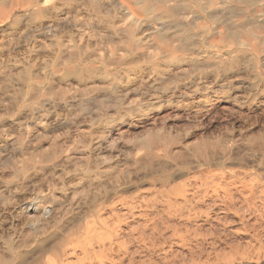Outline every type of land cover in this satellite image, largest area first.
Masks as SVG:
<instances>
[{
	"label": "bare ground",
	"instance_id": "obj_1",
	"mask_svg": "<svg viewBox=\"0 0 264 264\" xmlns=\"http://www.w3.org/2000/svg\"><path fill=\"white\" fill-rule=\"evenodd\" d=\"M152 1L153 4H150L149 0H4L0 2V81H3L4 89L6 84L10 87L8 95L6 93L9 99L0 100V110L3 112L0 115H10L12 117L10 122L17 131L13 140L1 141L0 138V169L9 168L14 173L13 179L16 183L26 182L31 188L28 198L19 205V212L26 221L25 228L20 230L17 238H9L4 250H0V264H110L109 253L112 250L114 233L110 216L117 211L118 204L128 206L129 202L122 198V195L136 179L145 178L149 172H156L155 170L164 174L165 177L161 178L168 180L171 178L174 171L168 164L172 161L171 156L177 157L175 154L172 155L174 150L168 146L171 143L176 144L178 140L181 141L179 135L182 130L179 133L174 121L172 125L165 122L157 123L158 125L150 127L143 134L138 146L125 147L117 142L114 132L109 128H104L94 141V132L92 133L91 129L96 119L111 117L112 111L123 104L118 97L122 93L123 97L129 98L146 89L148 93L152 92L155 95L159 88L150 84L152 75L148 74H152L150 72L155 74V71L159 68L163 69L167 64L183 62L191 55L193 59L201 57L202 64H213L216 61L220 63L223 62L222 57L218 56L216 59L211 55L210 50L221 52L227 47L233 48L232 54L236 53V50L245 52L244 54H247L246 51L255 53L263 51L261 49L264 47V19L260 17L263 20H256L255 16L251 18L252 12L249 14L250 18L247 16L250 21L248 18L247 20L257 23L248 27V21L245 23L242 18L240 20L224 18L230 6H226V2L223 3L225 0ZM257 3L256 7L251 9L257 11L256 13L264 8V2L259 5ZM79 11H85L87 17H76V12ZM74 12L75 17H73ZM262 13L261 16L264 15ZM256 16L258 19L259 16ZM35 18L40 21L34 31L27 27L22 32L13 30L15 32L13 35L12 32L8 33L3 29L10 22L30 27V23L36 22ZM190 27L201 30H199L201 33L197 31L200 33L197 38H193L196 33L188 38L180 34L181 31L188 34L185 32ZM36 30L40 34L38 40L36 38L24 49L22 48L23 50H18L16 47L20 45V40L30 38L32 32ZM7 44H11V47L8 48ZM15 48L20 52L16 53ZM9 50H11L10 54L13 53L12 58H9ZM224 55L222 56L227 58L229 56L225 53ZM231 60H236V57ZM236 62L238 64L239 59ZM228 63L230 64V61L228 62L227 59L226 64ZM180 64L176 65L177 68ZM261 65L264 66L263 63ZM255 68L257 69V66ZM112 69L119 71L122 69L127 77L126 80L131 74L139 73L141 76L139 77L143 79L142 85L138 86L141 88L136 86L138 88L136 89L126 84L115 86L114 82L105 81L109 76L108 71ZM256 72L258 76H264V67L260 66ZM197 74L200 73L197 71ZM121 77L124 78L122 75ZM213 77H208L207 79L210 80L205 82V89L208 90L205 93L207 96L205 103H209V106L206 105L207 110L204 108L206 119L215 113L214 101L226 96L235 87L233 82H217ZM129 80L127 82H132ZM195 81L198 82L197 79ZM110 93L116 95L115 100H108L106 95ZM156 98L158 102L170 100L169 95L163 94H158ZM90 100H97L100 106L97 105L99 107L90 113L89 118L86 119L89 110L85 113V118H82L84 116H80L78 111L86 108L84 101L87 103ZM149 105L153 107V104ZM73 106H77L73 110L75 115L71 117L67 114L63 115L65 110H70ZM138 108L141 110L140 107ZM200 114V110L195 109V115L192 117L194 123L195 120L203 118ZM232 118L227 121L234 126L237 125L239 120ZM107 121L109 126L112 122L109 119ZM180 124L182 123L179 122ZM186 125L188 123L180 126ZM184 129L186 130V127ZM224 132H220L222 134L217 135L216 138H211L214 140L206 139L207 141L205 140L200 148H196V153L198 151L196 155L200 153L199 159L202 160L203 165L215 163L214 166L223 167L225 160L251 163L249 150L253 149L249 142L243 143L242 136L236 137V132L231 134ZM260 134L256 140L264 144V132L263 135ZM248 138L245 139L246 142ZM253 139L250 137L249 141L254 142ZM9 148L11 150L7 152ZM213 148L219 149L221 153L216 155L212 151ZM183 150L185 149L178 150L176 147L175 152L181 153ZM193 154L195 155V151ZM190 159L192 163L193 158ZM199 159L195 160V164L193 161L192 166L201 165ZM186 160L180 162L181 164L177 160L180 171L177 167L175 174L178 177L182 178L185 169L191 167L190 162L188 164ZM202 171L206 170L202 169ZM213 174L211 172V178ZM224 182H219V188L223 195H226L225 198L231 201L243 198L247 206L251 205L248 202L250 200L247 201L245 197L247 193L242 190L243 188H237L235 185L230 187L229 183ZM7 183L10 185L13 181ZM211 183L214 184L213 181ZM195 184L198 187V183ZM183 190L185 191L184 188ZM6 191L12 190L7 186L2 189L0 187V207H9L11 202L18 200L11 195L13 192L10 194L12 197H9ZM121 211L124 212L123 209ZM124 213L125 216L129 214ZM12 216L0 214V237L7 230V224Z\"/></svg>",
	"mask_w": 264,
	"mask_h": 264
},
{
	"label": "rangeland",
	"instance_id": "obj_2",
	"mask_svg": "<svg viewBox=\"0 0 264 264\" xmlns=\"http://www.w3.org/2000/svg\"><path fill=\"white\" fill-rule=\"evenodd\" d=\"M3 1L1 0L0 2ZM149 2H151L150 4L154 3V1L152 0H149ZM255 2H258L257 5H259L260 3L264 2V0L223 1L226 6L230 5L227 8L228 12L225 14L224 18L230 20H235L237 18L240 20V18H242L241 20L244 19L243 21L245 23L246 21H248L247 18H250L251 15V18L255 16L256 20L261 19L260 17L264 19V15H260L262 12V14H264V8L262 9L263 11H259L260 13H256L257 11L255 10V12L253 10L251 11V9H254L256 7ZM153 7L154 6L151 5L152 9H154ZM249 9L250 12H248ZM245 11H247V13ZM80 12L81 11H79V13L76 12L77 14L74 12V16L72 14L71 16L75 17L77 15L76 17H87L85 11H82L83 13ZM253 13H255V15H253ZM256 15H260L258 19L256 18ZM245 16L246 18H244ZM34 21L36 22L30 23V27H23L21 24L19 25V23L17 25L13 22H10L11 24L7 23V27L4 26L3 29L8 33L12 32L13 35H15V30L22 32L27 29V27L33 29L34 31L37 28V24H39L40 20L35 18ZM249 21L247 25H249L248 27H251L250 25H252L254 21ZM203 24H206V22H203ZM190 28H188L187 32H185L188 34H184V31H181L180 34H183V37L185 36V38H188V36L193 37L196 33L197 35H195V37L193 38H197L200 35L201 30L199 29V31L193 27ZM190 30L191 32H189ZM197 31L200 33H197ZM32 33L33 34L30 35V38H22L20 40L21 42L19 41L20 45L16 47L18 50H23L26 46L29 45L30 42L35 41L36 38V40H38V37L40 36L38 30ZM25 41H27V43ZM10 45L11 44H7L8 48L11 47ZM8 48L6 47V49ZM18 50H16V53ZM232 50L233 48L228 49V47L226 50L222 49L221 52H218L215 49L210 50L213 57H222L223 62L220 63L219 61H216V63L213 62V64L203 63L205 65L203 66V64L201 63V57H199L201 60L199 58L196 59V57L194 58V60L193 55H191L192 58L190 59L191 56L188 57V61L187 59L183 61L185 62L184 64L183 62L179 61L181 64L178 62H176V64L171 63L172 65L167 64L163 69L159 68V70L155 71V74L154 72H150L152 73L148 74L152 75L150 84L152 83L154 84V86L159 88L156 94L169 95L170 100L158 102L156 101L157 95L152 94V92L148 93L146 89H142L141 92L134 94L129 98L123 97L122 93L120 94V96H118L120 97L119 99L123 101V104L119 106L120 108H116L114 111H112L113 113L111 112V117L105 116L101 117L102 119H96L97 121H95V123L92 125L91 132H94V141L96 139V136L98 137V135L101 134L104 128H109L110 131L114 132L117 138V142H120L121 145H124L125 147L138 146L139 142L143 138V134L148 131L150 127L158 125L159 123L165 122V124L169 123L168 125H172L174 121V125L176 124L175 126L179 128V133L182 130V132L180 133L181 135H179V139L181 141L178 140L179 143H171L168 146L171 148V150H174L172 155L175 154V156L177 157L175 158L173 156V158L171 156V163H166L168 164L170 169L172 168L171 170L174 171L171 178H169V180L171 181L166 178L163 179L165 177L164 174L158 170H155L156 172H149L150 174L148 173L145 178L143 177L136 179L134 182H132L131 185L129 184L130 187L125 189V192L122 195V198H125V200L129 202L128 206L118 204L117 206L122 205L124 207L116 206V209L117 211H119V213H116V211L110 216L112 218H110V221L112 223V226H114V233L112 238L114 247L112 246V250L109 253V257H112L109 258V261L111 262L110 264H264V144H260L256 140L259 134L261 132H264V76H258V72H256L260 66L264 67L263 65H261L262 63L264 64V47L261 49L263 51L259 52L260 54L252 51H246L247 54H244L245 52L242 53V51L239 50H236V53L232 54ZM9 51H7L9 52V54H7L9 55V58H12L13 53L10 54L11 50ZM20 51H18V53ZM217 52L219 55H217ZM226 52H228V54ZM224 53L226 54V56L229 55L228 58L224 57ZM230 53L233 57H231ZM240 55L243 58L240 57ZM234 57H236V60H234ZM224 58H227L228 62L230 61V64H226L227 59ZM231 59H233L234 61H232ZM238 59L239 62L238 64H236V61H238ZM178 64H180V67L177 68L176 65ZM188 64L191 66H189ZM255 65L257 66V69L255 68ZM202 66L204 67V70ZM200 69L202 70L200 71ZM120 71L115 69L109 70V76H107L108 79H106L105 81L114 82L115 86H124L126 84L130 85V87L133 86L136 89L141 88L138 86L142 85L143 79L140 78L141 76L139 73H136L135 75L131 74L130 76H128L127 80L130 79L132 82H127V77L124 74L125 72H123L122 69H120ZM197 71L200 73L199 75L197 74ZM254 72L256 73L257 77L255 76ZM85 75L87 76V74ZM118 75L119 77H117ZM121 75L124 77L123 79L122 77L120 78ZM212 76H214L213 78L217 82H233L235 87L234 89H231L229 91V94L223 96L219 100L214 101V104H216L214 113L215 115L213 114V116H210L208 117V119H206V105L209 106V103H205V99L207 97L205 93L208 92V90L205 89V82L206 80H210L207 79L208 77ZM195 79H197L199 83L201 82V86L198 82L196 83ZM2 84H4L3 81L0 84V100H8L9 97L7 95L10 87H8V85L6 84L4 89V85ZM1 86L3 87V89ZM107 95L106 97H108L109 101L115 100L114 98L116 95L114 93H110ZM106 99L105 101H108ZM96 101L90 100L89 102H87L88 104L86 103V101H84L85 103L83 102L84 107H86L87 109L84 108L85 110L83 109L78 111L80 113V116H84L82 118H85V113H87L88 110L89 115L86 114V119L91 116L90 113L97 110L96 107H99L100 103ZM150 103L153 104V107L150 105L148 106V104ZM74 107L75 106H73L70 110H65L64 113L62 112L63 115L67 114L70 117L72 115H75L73 114L75 113V111L73 112ZM138 107H140L142 111L139 110ZM201 108L203 109L201 110ZM195 109L196 111L200 110V115H202L203 118L195 120L196 122L194 123V119L192 117L193 115H195ZM1 112L2 110H0V113ZM185 114L188 115L186 116ZM9 116L7 114H4L2 116L0 115L1 141L13 140L15 132H17L12 122H10L12 121V117ZM238 117H240L241 119ZM190 118H192L193 120ZM231 118H237V120H239L237 122V125L234 126L233 124H231V122H229ZM108 119L110 122H112L109 124V126H107ZM245 120L247 123H245ZM179 122L182 123L180 125L188 123V125L185 126L186 130L184 129L185 127L179 125ZM189 122L191 125L189 124ZM239 122L242 123L241 126H239ZM213 125L216 128H214ZM231 130L232 132H230ZM241 130L245 133H243ZM224 131H227V134L236 132V137H240V135L242 136L243 143L245 142L247 144L249 142L253 149L249 150V153L251 155V163L238 162V164L237 161L231 162L225 160L223 167H221L220 165L214 166L215 163H211L208 166L203 165V162H201L202 160L199 159L200 153L196 155L198 153V151L196 153V148H200L206 139L214 140L211 138H216L217 135L219 136V134H222ZM226 133L224 132V134ZM262 133L260 135H263ZM3 135H5L6 137ZM8 135L10 136L8 137ZM214 135L215 137H213ZM248 135L251 137V139H253L254 137V142L252 140L249 141L250 137ZM246 138H248L247 142ZM251 141L253 144H251ZM176 147H178V150H182V148L185 150L181 151V153L175 152ZM258 148L259 150H256ZM213 149L212 151H214L213 153H215L216 155L219 154V152L221 153L219 149ZM10 150L11 148H9L7 152H9ZM194 151L196 156L193 154ZM253 152L255 155L252 154ZM182 154L183 157H181ZM179 155L180 157H178ZM196 157L198 158L195 159ZM176 159L179 160V163H182V159H184V161L186 160L188 164L190 162L189 159L192 160V163L190 162L191 167L189 166L188 168H186L187 170L185 169L186 176L183 175L182 178L178 177L175 174L177 169H179L180 171L181 164H179ZM194 159H199L200 164H202L199 166H197V164L195 166H192L196 163ZM252 160L254 163L252 162ZM172 163L175 164L173 166L175 168L172 167ZM219 166L222 169H220ZM205 168H207L208 170ZM202 169L206 171L204 172L202 171ZM3 170L0 169V187L1 189L5 186L9 187L12 191H6L5 193L8 194L9 197L12 195L13 198H18V200L15 202H11V206L9 205V207H0V214L3 213L7 214L8 216L10 214L13 215L7 224V230L3 233L4 235L0 237V250H4V247H6L9 238H17L20 230L25 228L26 221L24 220L21 212H19V205L22 201H25L28 198V196L30 195L29 191L31 190L29 184L26 182L16 183L15 179H13L14 173L9 168ZM210 170L212 174L214 173L213 178H211L212 175ZM219 170H224L223 172L221 171L222 173H224L225 171L226 172L222 174ZM207 171L210 173L208 174ZM200 174L202 175L200 176ZM220 175L223 177H221ZM218 177L223 180H230L229 182L228 180H224V182L221 179L219 181L227 184L229 183L230 187L237 186V188H243L242 190H244V192L246 191L245 193H247L245 197L247 198V201L250 200L248 202H250L251 205L247 206V203H244L243 198H236L233 201L225 198L226 195H223L222 190H220L221 188H219V182H217L219 180ZM208 179L209 182H207ZM211 180L214 182V184L211 183ZM11 181H13V183H11ZM190 181L192 185H190ZM235 181L239 186L235 184ZM7 182H10L11 184L8 185ZM195 183H198V187L195 186L197 185ZM199 183L202 184L200 185ZM184 184H186L185 187ZM188 184L191 186V188ZM175 186L180 188L178 189ZM192 186L195 190H193ZM36 187H38L37 183ZM183 188L185 189V191L183 190ZM181 189L182 191H180ZM180 192L183 194L180 195ZM192 192H194L195 194ZM183 195L185 197H183ZM120 209H123V211L125 212H123L124 214H129H127L126 216L123 215ZM128 209H130L131 212L128 211ZM120 212L122 213L123 217L120 216ZM116 228L118 231L116 230Z\"/></svg>",
	"mask_w": 264,
	"mask_h": 264
}]
</instances>
